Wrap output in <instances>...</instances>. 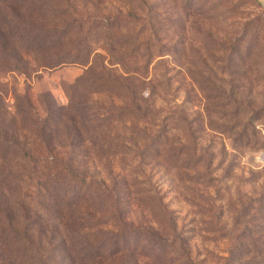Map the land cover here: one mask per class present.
Wrapping results in <instances>:
<instances>
[{"label": "rangeland", "instance_id": "374dc122", "mask_svg": "<svg viewBox=\"0 0 264 264\" xmlns=\"http://www.w3.org/2000/svg\"><path fill=\"white\" fill-rule=\"evenodd\" d=\"M127 36L130 46L123 43ZM110 41L119 51L110 50ZM131 47L139 48L132 51L138 63L151 60L147 79L157 88L160 84L157 93H165L167 101L158 100L157 106L194 118L205 111L202 91L216 95L209 106L212 124H236L239 141L252 142L237 151L227 132L205 138L215 146L213 166H219L214 173L219 180L204 190L210 206L202 228L208 232L202 235L209 243L202 246L197 239L199 259L204 250L213 251L214 258L226 254L231 243L223 235L235 234L232 221L240 210L239 196L261 199L251 202L250 214L264 218V0H0V171L9 172L0 181V227H5L7 206L18 212L19 226L23 212L37 219L26 234L0 230V264H161L164 255L155 249L109 254L111 233L117 232L99 225L98 233L85 224L88 217L96 221L97 209L111 223L108 207L97 198L69 204L76 195L66 201L61 194L70 180L58 172L67 170L70 158L73 170L110 183L105 162L116 176L119 157L108 155V147H93L91 132L82 138L73 130L64 132L70 126L65 118L61 124L59 118L48 122L57 131L51 147L30 130L36 128L32 119H47L48 104L66 113L80 100L86 107L122 105L118 95L95 94L101 88L94 80L107 70L122 73L115 62L127 61ZM150 91L147 85L144 96ZM92 126L88 123L84 130ZM140 170L141 181L153 175L151 184L165 194L163 202L177 212L180 223L196 217L197 208L183 201L176 179L169 191L171 177L162 167L150 164ZM138 213L133 206L129 218L137 220ZM130 236L128 244L141 240Z\"/></svg>", "mask_w": 264, "mask_h": 264}, {"label": "trees", "instance_id": "16d2710c", "mask_svg": "<svg viewBox=\"0 0 264 264\" xmlns=\"http://www.w3.org/2000/svg\"><path fill=\"white\" fill-rule=\"evenodd\" d=\"M138 34L136 32V37ZM129 42L130 37L127 36L123 43L130 46ZM109 44L111 51H119L113 47L112 41ZM120 47L123 48V45ZM147 48L150 47L147 46ZM127 50L130 52L127 61L120 58L115 62L120 65L122 73L112 75L110 70H107L94 80V83L101 88L94 91L95 94L118 95L120 98L117 99L122 101V105L104 103L86 107L80 100L74 101L70 106L71 112L66 113L60 107L52 108L51 104H46L48 120L32 119L31 121V124H36V128L30 129L35 130V139L44 143L46 147L49 145L51 147L54 140L57 139V136L55 137L57 131L48 128V122L51 119L59 118L57 122L61 124L65 118L70 126L65 125L64 132L68 133L73 130V133L79 138H82L83 134L91 132L92 136L90 137H93V140L89 139L88 142L91 141L92 146L96 144L99 151L108 147L110 150L108 155L113 158L119 157L120 172L116 176L111 174L108 160L105 162L110 183H107L106 178L99 181L95 177L88 178L84 173H80L76 169L73 170L70 158L65 164L67 170L58 172L60 177L65 172L66 181L70 180L61 190L63 199L69 201L76 195L71 198L70 204L71 202L75 203L76 200L92 203L97 198L99 204H105L108 207L111 223L104 220L106 212L97 209L99 217L95 219L96 221L92 217H88L85 219V224L90 225V229L94 228L98 233H101L99 225L117 232L115 236L111 233L113 237L111 246L113 249L109 252L111 255L122 251H128L129 255H133L131 250L155 249L164 255L161 264H264V218H255L250 214L253 206L251 202H260L261 199L245 201L243 197L239 196L237 201L240 210L232 221L235 234L233 237L228 234L223 235L224 239L231 243L224 256H215L214 258L213 251L204 250L203 258L199 259L197 249V239H200L202 246L209 243V239L202 235L204 232H208L202 228L205 224V208L210 206V198L205 201L204 190L215 187L214 182L219 180L215 178L216 174H214L219 166H213L215 146L210 139L207 142L205 138L208 134L212 135V132H227L235 138L232 139V143L234 150L237 151L249 147L252 142L242 143L239 141L242 139V134L236 132L238 130L236 124L228 123L225 126L212 124L210 119L214 113L209 106L214 105L213 101L217 99L216 95L212 97L202 91V99L205 102L203 113L205 114L197 112L199 117L194 118H189L184 111L180 112L171 108L168 110L163 108L162 104L157 106L158 100L161 103L167 101L165 93H157L161 88L160 84L157 88V84L151 83L153 79H147L146 73L151 60L142 64L138 63L132 51H139V48L131 47ZM147 85L151 91L144 96L143 93ZM231 116L236 118L237 113ZM88 123L93 124L92 128L89 130L87 127L84 130ZM13 131L16 135L18 134L16 129ZM14 141L16 142V140ZM69 146H72V143ZM122 148L126 150L121 152ZM223 149L225 150V147ZM26 158H28L27 154L25 160H20L26 161ZM20 160L18 162H21ZM150 164L162 167L163 173L171 177L168 180L169 191L176 179L180 188L179 194L183 196V201L197 208L195 215L198 219L194 217L189 222L180 223L179 217L176 216L177 212L172 211L170 205L163 202L165 194L158 190L156 184H151L153 175L149 173L148 177L146 176V181L140 180L143 177L140 168ZM14 171L16 170L11 173ZM8 173V171L1 170L0 181L4 182ZM70 189L73 190L67 197L65 193ZM215 192H218L217 188H215ZM5 203L9 202L5 200ZM133 206L137 207L140 212L137 220L129 218ZM7 208L8 210H4L5 227H0V230L5 231L7 228H11L14 233L26 234L37 223V219L31 220L26 215L27 213L23 212L24 220L19 226L18 212L9 210L10 206ZM18 227L21 228L20 231L16 229ZM44 229L40 228L41 232ZM107 233L109 234V232ZM133 234L139 236L141 240L140 242L135 240L128 244V237L130 238V235Z\"/></svg>", "mask_w": 264, "mask_h": 264}]
</instances>
